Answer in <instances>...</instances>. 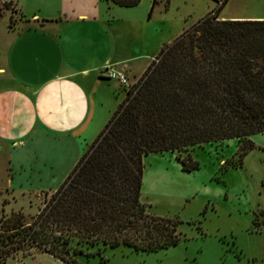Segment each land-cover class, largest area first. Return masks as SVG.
I'll return each mask as SVG.
<instances>
[{
    "label": "trees",
    "instance_id": "trees-1",
    "mask_svg": "<svg viewBox=\"0 0 264 264\" xmlns=\"http://www.w3.org/2000/svg\"><path fill=\"white\" fill-rule=\"evenodd\" d=\"M226 1L160 49L31 222L17 212L0 224V263L29 247L77 264L83 245L178 243L180 221L140 200L143 157L232 139L245 140L243 156L264 132V18L219 17Z\"/></svg>",
    "mask_w": 264,
    "mask_h": 264
},
{
    "label": "rangeland",
    "instance_id": "rangeland-1",
    "mask_svg": "<svg viewBox=\"0 0 264 264\" xmlns=\"http://www.w3.org/2000/svg\"><path fill=\"white\" fill-rule=\"evenodd\" d=\"M1 1L10 4L4 8L0 3V29L6 23L25 28L34 11L47 14L60 3V0ZM152 1L140 0L134 7L111 4L109 7L115 9L118 19H142L143 46L157 45L158 50L222 2L156 0L152 7ZM257 4L227 0L219 17L259 13L262 8ZM135 39L133 45L140 52L141 44ZM124 74L127 90L139 77ZM250 139L254 147L243 156L244 139L144 156L140 200L151 213L178 219L180 240L153 251L123 244L83 245L84 253L76 255L77 264H264V132L252 134ZM29 159L34 160L33 169H21L22 190L0 187V224L17 212L23 213L25 222H31L58 184L57 179L52 180V169L43 165L42 160L34 155ZM182 161L189 166L197 162L198 166L185 171L181 168ZM2 167L0 159V185L6 178ZM14 169L18 172L17 167ZM87 251L92 254L87 255ZM0 264L69 263L29 247L12 253Z\"/></svg>",
    "mask_w": 264,
    "mask_h": 264
},
{
    "label": "crops",
    "instance_id": "crops-1",
    "mask_svg": "<svg viewBox=\"0 0 264 264\" xmlns=\"http://www.w3.org/2000/svg\"><path fill=\"white\" fill-rule=\"evenodd\" d=\"M245 1L262 10L222 18H264V0ZM110 4L60 0L50 13L34 11L25 28L0 29V187L22 190L21 169H33L34 155L57 189L126 95L105 68L139 77L159 53L143 46L142 19H118Z\"/></svg>",
    "mask_w": 264,
    "mask_h": 264
},
{
    "label": "built area",
    "instance_id": "built-area-1",
    "mask_svg": "<svg viewBox=\"0 0 264 264\" xmlns=\"http://www.w3.org/2000/svg\"><path fill=\"white\" fill-rule=\"evenodd\" d=\"M105 70L108 71L109 77L119 80L124 85L128 84L127 76L123 72L112 70L110 67H106Z\"/></svg>",
    "mask_w": 264,
    "mask_h": 264
}]
</instances>
